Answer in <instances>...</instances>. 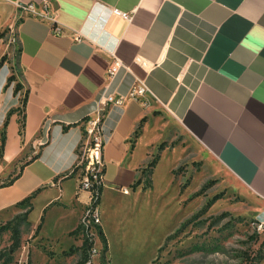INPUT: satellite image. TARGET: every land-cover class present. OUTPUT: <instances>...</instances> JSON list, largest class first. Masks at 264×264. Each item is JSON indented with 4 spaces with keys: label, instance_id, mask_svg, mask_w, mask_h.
<instances>
[{
    "label": "crops",
    "instance_id": "0c3cea01",
    "mask_svg": "<svg viewBox=\"0 0 264 264\" xmlns=\"http://www.w3.org/2000/svg\"><path fill=\"white\" fill-rule=\"evenodd\" d=\"M28 2L41 9L43 0H0V33L16 31L23 85L9 81L7 33L0 38V60L8 56L0 66V131L9 117L0 216L34 195L33 225L42 215L44 226L53 219L54 202L82 217L90 192L70 174L103 112V191L137 190L158 139L145 142L147 123L134 132L155 108L264 204V0H49L55 21L23 12L18 4ZM116 59L121 66L110 76ZM139 85L148 91L138 99L102 103Z\"/></svg>",
    "mask_w": 264,
    "mask_h": 264
},
{
    "label": "rangeland",
    "instance_id": "374dc122",
    "mask_svg": "<svg viewBox=\"0 0 264 264\" xmlns=\"http://www.w3.org/2000/svg\"><path fill=\"white\" fill-rule=\"evenodd\" d=\"M6 41L13 51L10 62L17 86L15 30L8 32ZM146 123L145 142L158 139L148 164L155 156L160 158L152 174L149 169L144 175L141 171L142 186L137 190L128 187L130 191L124 193L104 188L100 226L108 250L104 251L97 231L85 226V231L94 234L96 249L88 264H264L261 200L202 152L170 115L152 109L138 124L137 135ZM79 159L83 165L73 172L80 182L87 162L84 144ZM148 180L152 185L146 186ZM82 202L88 203L90 198ZM86 207L81 217L80 209L51 203L48 210L54 209L56 214L45 226L43 219L39 231L30 221V213L24 218L27 204L0 216V264H76L85 231L71 232L78 228ZM31 213L33 218L38 215L34 210ZM17 224L21 245L11 254L12 228Z\"/></svg>",
    "mask_w": 264,
    "mask_h": 264
},
{
    "label": "built area",
    "instance_id": "2783aa9c",
    "mask_svg": "<svg viewBox=\"0 0 264 264\" xmlns=\"http://www.w3.org/2000/svg\"><path fill=\"white\" fill-rule=\"evenodd\" d=\"M18 6L23 12H27L29 15H34L41 19H49L55 21L54 16H52L49 11V0H43L41 9H39L37 4L33 2L19 3ZM52 30L56 34H61L63 28L60 25L55 24L52 26ZM120 66V60L116 59L113 66L109 69V75L113 76ZM147 91L148 89L144 85L134 86L128 96H103L102 103L106 104L108 102H114L116 104H123L124 101L127 100V98L138 99L139 97L144 96ZM100 119L101 117L99 116L95 120L91 121L90 126L87 129L88 138L84 144V153L86 155L87 162L85 164V167H82L83 173H81L82 178L80 179V188L88 190L90 192V202L86 207L87 212H85V215L83 216L81 221L83 226L82 231H85V226H87V229H90V227H92L97 231L96 227L101 225L100 207L99 204L95 203L97 200V186L103 183L102 168L104 167ZM82 163V160L80 161L78 156L77 165H83ZM129 191V188L123 189L124 193H128ZM90 219H92V222H90L91 224L87 222ZM85 232L89 236L90 240L93 241V246L90 249V253L92 251L96 252V249L94 247V234L90 235L88 231Z\"/></svg>",
    "mask_w": 264,
    "mask_h": 264
},
{
    "label": "trees",
    "instance_id": "16d2710c",
    "mask_svg": "<svg viewBox=\"0 0 264 264\" xmlns=\"http://www.w3.org/2000/svg\"><path fill=\"white\" fill-rule=\"evenodd\" d=\"M9 29H4L1 33H0V38L4 37L7 33H8ZM20 52V47H18V50H17V53ZM7 55H3L1 60H0V66L6 61L7 59ZM14 74H12V76H10L9 78V81L11 80H14ZM22 86L20 85V83L17 84L16 86V90L20 89ZM27 101V96L23 99V103H22V109L21 108H18L20 109L22 112V117L20 118V133L23 132V129L25 127V115L23 113V107L25 106V103ZM13 111V109L11 110ZM105 112H103V115L101 116V119H100V122L103 120V116H104ZM8 120H9V117L7 118V120L5 121L3 127L1 128V143H0V157L3 155V151H4V147H5V143H6V129H7V125H8ZM141 127V124L139 125L138 129L135 131V134L137 135L138 134V131ZM159 156H155L153 158V160H151L149 162V164L147 165V167L142 171L143 175H144V172L146 169H149V173L152 174L153 173V170L159 160ZM23 166H21L22 168ZM76 168H78V165L76 166ZM21 170V169H20ZM74 171V170H73ZM72 171V173L70 175H74V172ZM104 171V167L102 168V173ZM20 174V171L18 172V175ZM142 183V176H140L136 182L134 183V188L138 185H140ZM1 185H4V183H0V186ZM152 185V181L151 180H148L147 181V184L146 186H150ZM145 186V187H146ZM102 192H103V183L98 185L97 186V200H96V204H99L100 202V199H101V195H102ZM34 195H31L29 197H27L26 199H24L22 202H20L17 206H20V205H23V204H27L28 205V208L26 209V212L24 214V218H27V215L32 211L33 209V203H32V197ZM43 219H44V215H42L41 217V222L38 224L37 226V231L40 230L41 226H42V223H43ZM83 229V226H82V223L80 222L78 228H76L75 230H73L71 233H76L78 232V230L82 231ZM97 229V234H98V237L100 238V240L102 241L103 243V247H104V251H107L108 250V240H107V237L105 235V233L103 232L101 226H97L96 227ZM84 232V231H83ZM84 239H83V242L81 244V246L79 247V249L81 250V257L80 259L77 261L76 264H88L90 259H91V253H90V249L92 248L93 246V241L90 240L89 236L86 234V232L84 233ZM21 245V228H20V225L17 224L15 227L12 228V243L10 245V248H9V251L10 253H14Z\"/></svg>",
    "mask_w": 264,
    "mask_h": 264
}]
</instances>
